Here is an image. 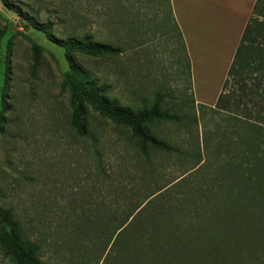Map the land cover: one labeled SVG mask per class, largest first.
Masks as SVG:
<instances>
[{"label":"rangeland","instance_id":"1","mask_svg":"<svg viewBox=\"0 0 264 264\" xmlns=\"http://www.w3.org/2000/svg\"><path fill=\"white\" fill-rule=\"evenodd\" d=\"M217 20L209 30L199 24L191 64L168 0H0V207L12 209L44 262L143 259L132 233L117 237L136 202L151 200L153 212L197 198L190 220L195 209L206 211L211 188L264 198V170L253 163L264 156V127L249 118L264 116V92L246 90L230 111L209 109L231 52L230 23ZM79 42L113 52L90 54ZM85 80L131 112L150 110L160 97L161 109L180 119L146 127L172 151L141 153L129 127L93 107ZM227 88L239 96L236 85ZM74 97L82 100L85 135L71 125ZM159 192L166 195L156 201ZM0 264L12 263L0 253Z\"/></svg>","mask_w":264,"mask_h":264},{"label":"trees","instance_id":"2","mask_svg":"<svg viewBox=\"0 0 264 264\" xmlns=\"http://www.w3.org/2000/svg\"><path fill=\"white\" fill-rule=\"evenodd\" d=\"M79 43H82V49L90 54L113 52V48L108 45ZM249 79L253 80L250 85L246 82ZM84 84L86 91L90 93L93 107L100 114L129 127L141 153L147 155L150 149L172 151L166 140L151 133L146 127L152 120L180 119L176 112L161 109L160 97L156 98L150 110L131 112L101 97L91 82L85 80ZM228 84L239 88V96L234 88H227ZM251 89L264 92V0H255L214 107L210 106L209 109L230 111L231 100L232 103L240 102L247 94L245 91ZM72 108L71 125L80 135H85L87 129L82 120L84 108L81 98L72 99ZM249 118L264 125V116ZM244 121L247 125L255 126L250 121ZM262 125L258 127L263 128ZM263 158L264 156L256 155V162L253 163L264 170ZM226 186L228 187L227 184ZM221 187H217L218 191L211 188L210 191L213 192L209 194V199H203L201 207H206L208 213L195 209L194 214L191 212L193 216L190 220L188 208H197V198L184 195L182 199H176L172 208H164L159 203L153 212L146 209V204L151 200L142 206L136 202L133 213L127 214L126 219L120 222V227L123 228L117 235L118 237L125 230L132 233L135 252H138L137 247L140 248L136 244L142 245L140 249L143 259L135 258L133 264H264V198L257 195L243 197V200L231 195L224 197L221 191L225 189V185L223 189H220ZM235 189V185L229 184L227 191L233 192ZM158 194L156 201L162 200L166 195L164 192ZM146 220L148 225L144 223ZM195 223L198 226L196 228ZM171 224L176 227H170ZM0 253L12 264H49L40 258L39 244L23 233L22 225L11 208L0 207Z\"/></svg>","mask_w":264,"mask_h":264},{"label":"crops","instance_id":"3","mask_svg":"<svg viewBox=\"0 0 264 264\" xmlns=\"http://www.w3.org/2000/svg\"><path fill=\"white\" fill-rule=\"evenodd\" d=\"M168 2L173 21L184 41L185 50L191 64L193 63V55L196 51V39L201 37L198 35L199 24L201 22L208 24L207 29L209 30V21L214 20V17H217L219 23L223 18L230 23L231 26H227L226 34V49L231 48L224 69L227 72L241 32L251 15L255 0H168ZM219 28H221V25H219ZM233 37H236V41L230 47ZM222 48L221 46L218 55L223 56L228 53L226 50L222 52ZM222 83L220 82L214 101H216L221 90Z\"/></svg>","mask_w":264,"mask_h":264}]
</instances>
